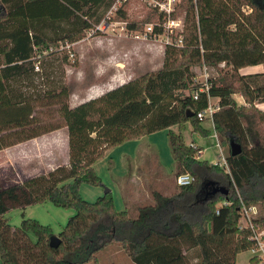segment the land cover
I'll list each match as a JSON object with an SVG mask.
<instances>
[{
  "label": "trees",
  "instance_id": "obj_1",
  "mask_svg": "<svg viewBox=\"0 0 264 264\" xmlns=\"http://www.w3.org/2000/svg\"><path fill=\"white\" fill-rule=\"evenodd\" d=\"M116 1L0 0V150L65 127L69 151L68 165L0 186V262L100 264L95 253L118 242L134 264H236L237 254L256 247L250 229L240 226L243 206L253 208L254 226L264 229V110L256 106L264 102V76L239 71L264 63V0H182V44H165L159 69L73 107L68 85L38 94L11 88L40 72L35 63L52 47L78 41L91 29L99 33L103 21H124L122 4L115 18L105 19ZM153 11L158 21L153 30L161 33L165 14L156 7ZM63 22L66 28L51 36L40 30ZM149 23L126 24L139 30ZM201 65L217 74L195 100L192 94L201 85L193 84L191 68ZM207 96L218 99L212 122L220 146L229 148L226 166L199 159L200 149L182 135L187 123L210 135L204 119L196 116L207 107ZM37 100L46 109L58 105L61 122L42 124L35 114ZM165 129L175 176L189 173L193 182L168 196L155 193L154 202L135 208L134 216L116 209L111 191L94 202L82 198V183L103 185L93 164L106 150ZM231 143L240 146L239 154L231 155ZM208 180L227 193L206 198L202 193L196 199ZM43 201L76 211L57 234V248L49 245L50 226L23 218L12 229L4 217L12 208ZM259 262L256 255L250 258L251 264Z\"/></svg>",
  "mask_w": 264,
  "mask_h": 264
},
{
  "label": "rangeland",
  "instance_id": "obj_2",
  "mask_svg": "<svg viewBox=\"0 0 264 264\" xmlns=\"http://www.w3.org/2000/svg\"><path fill=\"white\" fill-rule=\"evenodd\" d=\"M158 2L164 3L165 8L170 10L171 16L174 13L175 19L182 21L183 11L180 7L182 0H117L111 10H108L105 19L108 20L107 17L115 18L116 9L122 4L125 12L124 21L119 19L109 20V22L103 21L97 27L99 33L91 29L86 31L84 37L78 41L69 44L60 43L58 47H52L53 51L51 53H45L44 57L40 58V72H33L29 78L23 80L24 83H12L11 88L25 92L33 90L38 94V92L55 90L68 85L71 91L68 104L73 107L99 96L101 91L107 90L112 84L120 82L119 80H129L145 72L159 69L163 63L165 44L160 40H141L126 37L123 32L124 29L130 31L127 28V22L142 23L150 20L151 23L149 24L151 25L158 23L157 15L153 11L155 7L158 11H163L157 5ZM101 11L105 12V9ZM147 25L143 24L142 29L139 30H143ZM61 28H66L65 22L60 26H43L40 30L51 36L56 31H61ZM222 66L221 64L220 67ZM247 70H264V65L257 67V69L250 67ZM114 74L118 76L115 79H110ZM191 74H193V84L201 85L206 79L216 76L217 72L210 66L201 65L192 67ZM109 82L113 83L110 84ZM213 101L215 102L216 99H212ZM57 108L58 105H52L49 109H46L39 105V100L35 101V114L40 118L42 124L61 122ZM202 126L210 131L209 136H202L199 131H193L192 126L187 123L182 130L183 138L187 144L194 142L201 149L199 152L201 154L198 155L200 159L217 163L220 160L221 153H219L216 146L217 141L212 133L210 119H204ZM152 138L161 148H164V145L168 146L166 130L155 132ZM221 149L222 155L226 157L229 148L221 145ZM63 154L64 151L60 150L59 156L61 159ZM164 166L166 173L169 174L170 178H173L175 167L172 161L164 163ZM118 168L114 171L118 172ZM114 171L107 164L101 167L97 166V174L101 177L103 185L96 187L82 183L79 190L80 195L83 199L94 202L106 190H110L117 202L116 208L127 210L131 216H134L135 206L132 202L123 200L121 193L117 191L115 180L111 176ZM16 181L17 183L21 182L20 179L17 180L15 171L12 168L0 172V186ZM116 184L118 185L117 182ZM75 212L74 209L58 207L50 201H43L29 204L24 208H12L4 214V217L12 229L20 227L23 218H31L43 225L50 226L53 234L57 235L62 231L69 217L74 215ZM240 221L242 222V220ZM29 236L33 241L36 240L32 233H29ZM104 249L95 253L100 264H134L121 251L118 242H111ZM258 255L262 257L261 252ZM252 256L253 254L249 250L242 251L237 254L235 262L236 264H251L250 258ZM86 264H94V262L89 261Z\"/></svg>",
  "mask_w": 264,
  "mask_h": 264
},
{
  "label": "crops",
  "instance_id": "obj_3",
  "mask_svg": "<svg viewBox=\"0 0 264 264\" xmlns=\"http://www.w3.org/2000/svg\"><path fill=\"white\" fill-rule=\"evenodd\" d=\"M262 65H264V63L243 67L239 71L242 74L262 73L264 76V70H247L250 67L257 69V67H261ZM117 76V74H114L110 79H115ZM119 81L120 82H116L115 84H112L113 82H109L112 86L107 90L112 89L128 80ZM107 90L101 91L99 95ZM234 98L238 104H244V99L241 95L235 94ZM212 99H216V101H213L212 103L217 105L218 99ZM256 106L264 110V102L256 103ZM211 125L213 133L214 130L212 121ZM172 129L176 130V127H172ZM167 132L168 131L166 130V135ZM154 133L155 132L139 138L127 140L106 150L104 155L93 164L96 173H98L97 166L101 167L104 164H107L113 171L119 167L118 172H112V179L115 180V186L117 191L121 193L123 200L132 202L135 208L147 203H153V195L155 193L168 196L179 188L175 181V174H173V178H170L169 174L165 171L164 163L170 162V160L175 167V162L171 154L169 144L168 146L164 145V148H161L154 141V138H152ZM189 144L197 147L194 142H190ZM60 150H62V152L64 151L62 159L59 156ZM68 152L67 129L62 127L0 150V172L4 169L12 168L15 171L17 180L20 179L22 181L27 177L51 171L59 165H68ZM199 152L197 153V156L201 154ZM219 153H222V149ZM15 183H17V181ZM201 196L202 192H199L196 199L201 198ZM114 205L117 207L115 199ZM116 209L119 210L118 208Z\"/></svg>",
  "mask_w": 264,
  "mask_h": 264
},
{
  "label": "built area",
  "instance_id": "obj_4",
  "mask_svg": "<svg viewBox=\"0 0 264 264\" xmlns=\"http://www.w3.org/2000/svg\"><path fill=\"white\" fill-rule=\"evenodd\" d=\"M157 5L163 9V12L165 14V21L163 22V27H162L163 30L161 33H155L153 30V25L148 24L141 31L140 30L129 31L127 29H124L123 31L124 35L126 37H131L135 39H141V40L154 39V40H160L164 44H175L178 46L181 45L182 37L180 33L182 31L183 22L180 19H173L171 17L170 10L168 8H165L164 3L158 2ZM34 69L36 71L39 70V62L35 63ZM191 79L193 80V76H191ZM207 81L208 79H206L205 82L202 83L201 86L193 92L192 94L193 99L197 100L199 98L200 92L208 91L209 86ZM212 98L213 97L207 96V100H208L207 107L204 110L199 111L196 115L199 120L210 119V121H212V115L214 111L217 109V105L212 103ZM213 136L216 138L217 141L216 146L219 148V151L221 152V146L219 144V140L215 131L213 132ZM189 145L195 147L192 144ZM218 163L222 166H226V160L225 157L222 155V153H221L220 162ZM193 180L194 177L189 173H183L175 177V181L178 186L188 185L191 182H193ZM252 214H253L252 207L247 208L243 206L241 210L242 222H240V226L250 229L251 238L256 243V247L251 249L250 251L254 255L258 256L261 259V263L264 264V229H259L254 226L252 222ZM259 252L262 253V257L258 255Z\"/></svg>",
  "mask_w": 264,
  "mask_h": 264
},
{
  "label": "water",
  "instance_id": "obj_5",
  "mask_svg": "<svg viewBox=\"0 0 264 264\" xmlns=\"http://www.w3.org/2000/svg\"><path fill=\"white\" fill-rule=\"evenodd\" d=\"M193 113H189L188 116H192ZM241 152V148L239 145L231 143L230 144V153L232 156H235ZM109 190H106L107 192ZM202 193H205V198L210 195H215L216 193H227V189L224 186L218 185L215 181L208 180L203 183L200 187V191ZM61 240L57 235L52 234L49 239V245L52 248H57L60 244Z\"/></svg>",
  "mask_w": 264,
  "mask_h": 264
}]
</instances>
